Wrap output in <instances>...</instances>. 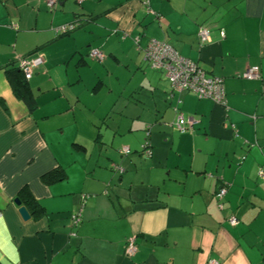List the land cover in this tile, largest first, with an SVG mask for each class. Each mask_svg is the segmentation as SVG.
I'll use <instances>...</instances> for the list:
<instances>
[{
    "label": "crops",
    "instance_id": "obj_1",
    "mask_svg": "<svg viewBox=\"0 0 264 264\" xmlns=\"http://www.w3.org/2000/svg\"><path fill=\"white\" fill-rule=\"evenodd\" d=\"M143 1L0 0V264H264V0ZM150 38L221 77L226 106L170 95L144 59ZM36 51L29 111L5 69ZM253 65L258 78L239 77ZM54 169L62 178L42 181ZM27 195L44 214L22 219L14 200L28 209Z\"/></svg>",
    "mask_w": 264,
    "mask_h": 264
},
{
    "label": "built area",
    "instance_id": "obj_2",
    "mask_svg": "<svg viewBox=\"0 0 264 264\" xmlns=\"http://www.w3.org/2000/svg\"><path fill=\"white\" fill-rule=\"evenodd\" d=\"M82 1L83 0H76L78 3ZM46 3L49 9H53L57 0H46ZM142 3L148 5V0H144ZM76 26V22L65 23L56 26L55 31L65 34L72 31ZM220 34L223 35V32L220 31ZM197 35L200 44H205L210 41V31L208 28L200 27ZM133 40L136 47L139 49L140 37L135 36ZM142 50L144 52V59L153 68L164 73V76L169 82L170 95L186 91L194 94L198 98H207L218 105L226 106L223 79L221 77L206 72L195 61L181 55L172 45L164 40L150 38ZM88 56L97 61H101L104 58L103 53L98 48H91L88 52ZM43 61V55L38 51L28 55H18L14 58V63L21 71L25 80H29L32 77L34 71ZM239 77L244 79H256L259 77V67L256 65L250 66L246 68ZM175 112L174 124L179 131H186L195 123L193 117L185 116L177 108H175ZM149 147V142L145 140L144 144L141 146V152L147 157L151 154ZM120 152L122 154H128L130 153V149L128 147H122ZM225 193V186H220L215 193L216 203L219 209L223 208V197ZM81 199L83 200L84 196H82ZM80 218L81 210L78 209L70 215L71 227L77 226ZM227 222L234 226L238 223V219L235 215H230L227 218ZM136 250L137 245L135 236L129 237L125 245V254L131 256ZM212 264L217 263L214 262Z\"/></svg>",
    "mask_w": 264,
    "mask_h": 264
},
{
    "label": "trees",
    "instance_id": "obj_3",
    "mask_svg": "<svg viewBox=\"0 0 264 264\" xmlns=\"http://www.w3.org/2000/svg\"><path fill=\"white\" fill-rule=\"evenodd\" d=\"M73 22H76V21H73ZM200 27L208 28L210 31V28L208 27V25H205L204 23L199 25L198 28H200ZM164 41H166V40H164ZM5 74H6V78H7L8 82L12 88L14 95L26 104L29 111H32L36 107V99L30 93V91L28 89V86H27L28 80L24 79L21 71L15 65L14 61L12 62L11 67L5 69ZM62 176H63L62 171L54 169V170H51L47 173H44L41 176V179H42V181L49 183L53 179L62 178ZM22 191H24V190H22ZM24 193H25V191H24ZM20 198H22L21 195H20ZM24 200H25L26 206L28 207V210L30 211V214L33 217L37 218V217L41 216L42 214H44L43 208L31 196L27 195V197Z\"/></svg>",
    "mask_w": 264,
    "mask_h": 264
},
{
    "label": "water",
    "instance_id": "obj_4",
    "mask_svg": "<svg viewBox=\"0 0 264 264\" xmlns=\"http://www.w3.org/2000/svg\"><path fill=\"white\" fill-rule=\"evenodd\" d=\"M14 202L19 206L18 212H19L20 216L22 217V219H24V220L29 219L30 213H29L28 209L24 205H21V202L18 198H16L14 200Z\"/></svg>",
    "mask_w": 264,
    "mask_h": 264
}]
</instances>
